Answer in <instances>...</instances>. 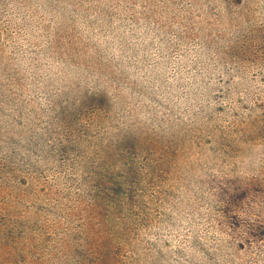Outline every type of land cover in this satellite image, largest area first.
I'll use <instances>...</instances> for the list:
<instances>
[{
	"label": "rangeland",
	"instance_id": "obj_1",
	"mask_svg": "<svg viewBox=\"0 0 264 264\" xmlns=\"http://www.w3.org/2000/svg\"><path fill=\"white\" fill-rule=\"evenodd\" d=\"M0 264H264V0H0Z\"/></svg>",
	"mask_w": 264,
	"mask_h": 264
}]
</instances>
